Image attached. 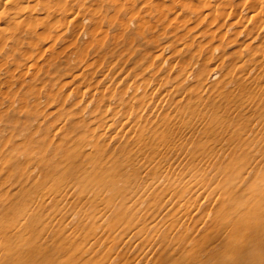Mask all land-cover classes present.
I'll use <instances>...</instances> for the list:
<instances>
[{
  "label": "rangeland",
  "instance_id": "obj_1",
  "mask_svg": "<svg viewBox=\"0 0 264 264\" xmlns=\"http://www.w3.org/2000/svg\"><path fill=\"white\" fill-rule=\"evenodd\" d=\"M82 1L86 6L83 11H75L77 4L73 3L71 16L66 15L70 19L77 12L76 22L66 17L63 20L58 13V23L46 38H31L35 43L22 39L18 44L0 47V207L11 206L10 213L0 212V262L6 251L14 253L18 259L23 255L24 259L31 260L29 247L21 243L26 240L36 245L35 234L41 230L40 226L55 221L64 228L56 239L65 249L58 256L59 253L50 248L52 258L57 257L52 264L66 262L67 254L73 247H81L80 244L88 246L87 253L82 261L78 259L80 251L75 253L76 263L108 264L113 255L106 254L111 237L106 232L122 229L132 215L138 213L135 210H154L152 205L145 209L141 202L149 198H138L131 205L132 185L141 178L138 182L143 186L150 180L151 173L158 170L150 169L145 175L149 164L137 167L131 164V157L119 158L117 149L113 150L123 137L133 142V134L126 131V125L136 124L137 131L143 132L144 139L140 138L139 143L146 151H151L143 160L141 154L138 156L145 163L158 155L166 142L175 149L185 146L191 140L188 137L182 143L185 134L192 135L207 117L219 122L220 113L226 116L231 107L239 106L242 121L250 117L249 114L257 117L263 105L259 102L263 101L259 100L260 95L254 96L256 91L264 95L263 0ZM251 5L254 8L249 7ZM94 10L97 13L93 15ZM251 11L256 12L254 21L249 17ZM57 24L61 26L58 28ZM33 26L37 31L43 28V24L37 22ZM239 63L252 68L255 81L260 79L258 87L254 88L247 81L239 83L246 71L245 67L235 68ZM234 68L236 70L232 71ZM213 72L215 77L209 76ZM233 87H239L235 97L224 100ZM84 89L105 94L115 90L111 92L114 102L98 104L95 98L86 106L87 95L79 101V93ZM177 101L180 102L176 105ZM147 102L154 104L150 107L152 112L149 107H143ZM130 105L132 109L128 110ZM256 105L258 111L255 112ZM139 111L141 120L139 117L134 123L135 117L131 116V120L123 123L126 115L135 113L137 117ZM242 111H247V115ZM177 113H183L189 120L181 125L173 124V115ZM111 114L112 124L105 127L106 118ZM162 117L170 122L161 124ZM151 128L159 132L158 137L152 136ZM263 136L264 131L261 135L255 131L251 137L258 141L255 147L260 146L264 152ZM225 137L223 129L210 136L214 141L203 132L196 140L200 141L202 152L213 145L232 148L233 143H228ZM238 151L240 157L251 160L245 149ZM168 162L166 159L165 163ZM211 188L212 183L202 190L191 188L183 197L175 199L173 207L162 215L158 227H166L164 235L168 230L163 244L168 243L169 250L174 248L177 235L184 229L180 225L178 234L174 237L171 234L178 219L174 212L176 206H193L190 212L196 210L200 218L210 208L209 203L202 202V197L212 198ZM143 194H139L140 198ZM47 196L51 205L46 208L43 203ZM33 197L37 199V218H48L41 220L39 226L32 220H22L26 231L8 237L15 217L19 216L15 214L17 206L28 200L29 208ZM46 210L50 213L46 214ZM71 215L74 219L66 225ZM196 216L189 224L192 229L199 226ZM141 224L147 227L152 223L147 221L139 226ZM53 230L59 229L54 227ZM148 237L154 239L152 233ZM48 238L52 239L51 233Z\"/></svg>",
  "mask_w": 264,
  "mask_h": 264
},
{
  "label": "bare ground",
  "instance_id": "obj_2",
  "mask_svg": "<svg viewBox=\"0 0 264 264\" xmlns=\"http://www.w3.org/2000/svg\"><path fill=\"white\" fill-rule=\"evenodd\" d=\"M200 1L204 2V0ZM73 3L77 4L76 8L73 7L77 12L79 10L83 11L86 8V6L83 5L82 0H0V47L2 48L3 45L18 44V42L22 39H29L28 43H35L31 38L37 40L42 36L43 38L44 36L46 38L47 33L52 30L51 28L54 24L56 25V23H58V17L56 18L57 14L61 13L64 18H61L60 21H62V19L65 20L66 15L73 12ZM249 7H252V5ZM90 8L93 11V8ZM125 8L128 7L126 6ZM219 9H221L219 11H224L222 8ZM95 12L96 11L94 10L93 15ZM76 13L75 15H77ZM249 13L251 20L256 18V12L254 13L251 11ZM75 15L70 19L75 20L76 22L77 17ZM80 15L82 16V14ZM48 18H51L53 21H46ZM67 19L70 20L69 18ZM255 21H257V19ZM35 22L39 23V25L43 24L41 31H37L35 29L33 26ZM59 26L57 24L58 28ZM239 64L235 65V68L245 67L243 70H246L239 80V83L241 84L247 81L250 84H253L254 88L258 87V81L260 79L257 82L255 81L254 78H256V76L251 73L252 68L250 67L248 69L247 66ZM235 68L232 69V71L236 70ZM257 73L259 75V72ZM214 75H216L215 72L209 76ZM187 76L188 75L185 74L184 78L186 79ZM198 78L199 77H196L197 80L200 79ZM238 88L239 87H233L230 90V93L224 97V100L230 101L234 98L235 91ZM111 92L109 94H105L95 90L89 92L84 89V91H80L79 93V101L87 95L88 100L85 103L86 106L95 98L98 101V104L106 103L110 100H114V94H111ZM256 94L260 95L259 100L263 99V101H259L263 102L262 108L258 109L257 105L254 107L255 112L259 110V115L257 117L254 114H249L250 117L241 121L239 120V115L241 113L239 106H233L228 110L226 116H224L223 113L219 114L218 118L221 119L219 122L207 117L203 120V124H201V126L192 135L189 134L188 136V134H185L182 139V143L186 142V140L189 139L188 137L191 138L189 142L187 141V144L185 143V146L180 145L175 149L171 143L166 142L165 146L162 147L161 152L158 155L150 157L145 163H142L138 158L141 154L143 156L141 160H143L144 157L146 158L151 152L146 151L143 145L140 144L141 140L144 139V134L143 132L137 131L138 129L136 124L126 125V131L129 130L131 134H133V142L130 143L129 140H126V138L123 137L124 139H120L113 147V150L117 149L119 158L124 156L131 157V164L136 165L137 167L139 164H149L144 174H148L150 169L158 170L157 172L151 173L150 180L143 186H140L138 182L141 178H139L137 182L132 185V191L129 190V198L132 196L134 197V199L131 200V205L139 199L149 198L147 202L143 199L141 202L144 203L145 209L148 205H152L154 206V210L152 212H148L147 210H135V212L138 213L132 215L133 217L130 218L128 224L125 223L122 229H109L106 232V234H111L110 241L106 247V254L113 255L112 258L108 260V264H264V152L261 151L260 146L255 147V143L258 141L255 140V142L251 137L255 131L260 133V135L262 131H264V95H261L258 91H256L254 96ZM111 95L113 96V99L111 98ZM178 102L180 101H177L175 104L177 105ZM250 102H253V100ZM147 103L143 107L153 108L154 104L152 106L151 103ZM98 104L95 107H98ZM131 105L129 107L126 106L128 110L132 109ZM150 112H152V109ZM242 114L247 115V111H242ZM135 115V113H129V116H125L123 123H125V121L127 122V120H131V116L135 117V121L133 120L134 123H137L139 117L141 120L140 111L137 117ZM164 117H162L161 124L169 123L170 121ZM106 120L108 125L106 124L105 127H110L112 124V114L108 116ZM188 120L189 118H185L183 113H177L176 115H173L172 122L173 124L176 123L181 125L183 122ZM177 128L178 127H175V129ZM222 128L225 130L226 134L224 140L228 143L232 142V148H215L216 145H213V148H208L206 152H202L200 141L196 140L197 135L203 132L210 138L216 130L219 132L222 130L223 132ZM151 132L154 138L159 136V132L156 133L155 129L151 128ZM140 138L142 139L140 140ZM154 145H157V143H154ZM237 149H245L246 153L249 152V158L251 160L248 158L245 159L246 157H240L238 155L240 152ZM113 153L114 152L112 151L110 154V160ZM162 157H165V159L162 160ZM166 159L169 160L168 163H165ZM110 160L105 159V161ZM208 160L209 163H206ZM170 171H173V173L170 174ZM196 175H198L196 179L192 178ZM209 183H212V198L210 196L202 197V202L206 204L209 203L210 208L206 211V213H203L200 218L196 214V210L190 212L193 206H185V204L176 206L177 209L174 212L177 214L178 219L176 221V227L171 231V234L173 237L176 236L178 234L177 228L180 225H182L184 229L177 235L174 248L169 250V244H163V238L167 234L168 230H166L164 235L163 231L166 227L161 229L158 227V222L160 221L162 215L165 211H168L169 208L173 207V204H175L173 201L175 199L183 197V195L188 193L191 188L195 190H202ZM138 189L144 192L141 198L139 194L142 192H137ZM27 203L28 200H24V202L21 203L22 205L17 206L15 214L19 216L15 215L16 217L14 219L13 231L8 237L13 236L15 232L26 231L25 222L23 223L24 220L28 222L32 220L37 226H39L42 223L41 220H46L48 218L47 216L41 217V220L37 218L38 206L37 199L35 197H33V200L29 203V208ZM43 204L46 208L51 205L48 196L45 198ZM42 209L43 207L39 210L41 211ZM10 210L11 206L5 208L0 207V212L4 211L5 214L10 213ZM45 213L48 214L50 211L46 210ZM195 216L197 220H200V222L198 227L192 229V227H189V224ZM72 219H74L73 215H71V218L66 222V225H69ZM5 221L6 220H4V224ZM147 221L152 224L147 227L144 226L145 224H141L139 226L140 223H145ZM170 225L174 227V224ZM47 226L48 228L44 229ZM54 227H57L59 230H53ZM40 229L41 230L35 234L36 245H34L33 242L27 243L26 240L21 243V246L25 245L26 248L29 247L28 251L30 252V255H33L31 260H29V258L24 259L23 255L18 259L14 253L11 254L10 251H6L2 255L0 263H54L57 257L55 259L52 258L50 248L52 247L53 251L57 254L59 253L58 256H60V253H63L65 246L60 245L56 238L60 236L64 228H61L55 221H47L40 226ZM96 229H98V227ZM95 230H93L90 234H93ZM50 233L52 239L48 240ZM78 233L81 234V231H78ZM149 233H152L154 239H149ZM82 240L83 239L81 237L80 242H82ZM21 246H19V248ZM80 246L81 247L79 248L73 247L70 251L71 253L67 252L68 256L66 262H60L62 264H84V262L76 263L77 258L75 257V253L80 251L78 259L79 261H82L85 253H87L88 246L85 247L83 244H80ZM12 250L15 251V249ZM62 256L63 255H61V257ZM96 264H98V262H96Z\"/></svg>",
  "mask_w": 264,
  "mask_h": 264
}]
</instances>
